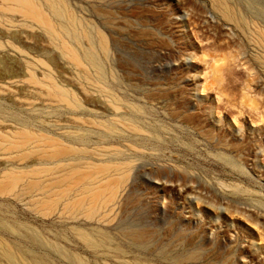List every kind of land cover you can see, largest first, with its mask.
I'll list each match as a JSON object with an SVG mask.
<instances>
[{
  "label": "rangeland",
  "instance_id": "obj_1",
  "mask_svg": "<svg viewBox=\"0 0 264 264\" xmlns=\"http://www.w3.org/2000/svg\"><path fill=\"white\" fill-rule=\"evenodd\" d=\"M35 1L61 34L0 0V240L31 264H264V0Z\"/></svg>",
  "mask_w": 264,
  "mask_h": 264
},
{
  "label": "bare ground",
  "instance_id": "obj_2",
  "mask_svg": "<svg viewBox=\"0 0 264 264\" xmlns=\"http://www.w3.org/2000/svg\"><path fill=\"white\" fill-rule=\"evenodd\" d=\"M3 1H4V3H8V4H10V6L8 7V9L10 8L11 10H9V11L14 10L15 13H16V11H17V13H19V14L21 13V15H24L25 18H26V17L33 18V19L36 21V23H39V22H40L41 24H39V25H40V26L43 25V26L47 29L48 32H49V31H52V32H56L57 35L61 34V32H59V30L56 28L57 26L54 25L55 22H54V23L52 22V21H53L52 17H50L49 14L46 13V12L43 10V7H42V6L40 7V6L38 5L39 3L37 4V2H36L35 0H3ZM59 1H60V0H59ZM220 1H221V0H220ZM45 2H46V3H47V2L49 3V1H45ZM224 2H225V1H224ZM56 3H57V2H56ZM221 3H222V2H221ZM49 4H50V3H49ZM216 4H218V3H216ZM219 5H220V4H219ZM222 5H223V4H222ZM224 5H225V4H224ZM227 5H228V4H227ZM227 5H225L226 8H225L224 10H223V9H222V10L225 11V13H226V16H227V17L225 16V18L230 19V18L232 17V14H231V11H232V10L230 11V9H228V6H227ZM58 6H59V5H58ZM48 7H49V6H48ZM48 7H47V8H48ZM218 7H219V6H218ZM51 8H54V10L56 11V13H57V14L59 13V14H61V15H62V14L64 13V11H65V10L63 11V9H60L61 7H53V6H52ZM222 8H224V7L222 6ZM5 9H7V8L5 7ZM59 10H60V11H59ZM220 10H221V9H220ZM7 11H8V10H7ZM219 12H220V11H219ZM70 14H71V12H70ZM222 14H223V13H222ZM68 15H69V14H68ZM71 15H72V14H71ZM234 15H235V13H234ZM233 17H234V16H233ZM68 18H69V16H68ZM75 18H76L75 16H74V17H73V16H70V20H71V22H72L73 24H75V27H76L77 20H75ZM65 19H66V17H65ZM65 19H64V20H65ZM228 19H227V20H228ZM234 19H235V18H234ZM35 21H34V22H35ZM37 21H38V22H37ZM60 21H61V20H60ZM231 21H232V20H231ZM233 21H234V20H233ZM56 22H57V21H56ZM71 27H72V26H71ZM72 28H73V27H72ZM72 28H71V29H72ZM46 29H45V30H46ZM60 29H61V28H60ZM62 29H63V30H67L65 24H62ZM62 29H61V30H62ZM73 29H74V28H73ZM86 29H87V28H86ZM75 30H76V29H75ZM83 30H84V29H83ZM63 32H64V31H63ZM83 33H84V31H83ZM85 33L87 34L88 37L91 38L89 32L85 31ZM56 34H55V35H56ZM62 34H63V33H62ZM80 34H81V33H80ZM80 34H79V33L73 34V35H74V36H73L74 39H76V40L79 42V44L81 43V42H80ZM99 34H100V33H99ZM66 35H67V34H66ZM60 36H62V35H60ZM85 36H86V35H85ZM99 36H100V38L98 37L99 40H100V43H99L100 45H99V46H101L102 49H103V51L106 52V50H107V41H106L105 37H104L102 34H100ZM56 37H57V36H56ZM62 37H63V36H62ZM62 37H61V39H62ZM52 38H53V37H52ZM59 38H60V37H59ZM64 39H65V38H64ZM64 39H63V40H64ZM85 39H86V38H85ZM88 39H89V38H88ZM66 41H67V40H66ZM87 42H89V41H87ZM64 43H65V41H64ZM67 43H68V42H67ZM60 44H61V43H60ZM68 44H69V43H68ZM62 45H63V44H62ZM66 45H67V44H66ZM66 45L64 44V46H66ZM69 45H70V44H69ZM67 46H68V45H67ZM67 46H66V47H67ZM88 46H89V45H88ZM62 47H63V46H62ZM89 47H90V46H89ZM89 47H85L84 50H83L84 55H85L86 58H85L83 55L80 54V50L76 49V47H74V46L71 45V47H67V48H68V51L70 52V55L72 56V59H73L77 64H83V66L86 67V66L84 65L85 63L83 62V61H84V60H83V57H84V58L86 59L85 61H86L87 63H91V64H92V67H93V68L95 67L94 69H96L97 72H98V74H99V76H101V74H102V68H101V66H100V63L98 62L97 56H95V54H94V51H93L94 49L91 47V48L93 49V50H92V49L89 48ZM66 50H67V49H66ZM102 54H103V52H102ZM67 56H68V54H67ZM68 57H69V56H68ZM73 60H72V61H73ZM74 61H73V63H74ZM77 64H76V66L78 67L79 65H77ZM87 65H88V64H87ZM83 66H82V67H83ZM80 67H81V66H80ZM84 67H83L82 69H84ZM78 68H79V67H78ZM85 69H86V68H85ZM87 70H88V69H87ZM87 72H89V71H87ZM83 74H84V73H83ZM93 74H94V73H93ZM98 74H97V75H98ZM86 75H87V74H86ZM89 75H90V74H89ZM94 75H95V74H94ZM31 76H32V75H31ZM87 76H88V75H87ZM90 76H91V75H90ZM85 77H86V76H85ZM100 78H101V77H100ZM100 78H99V79H100ZM49 80H51V79H49ZM51 81H52V80H51ZM48 82H49V81H48ZM52 82H53V81H52ZM55 83H56V82H55ZM35 84H36V83H35ZM37 84H38V83H37ZM39 85H40V84H39ZM46 87H47V86H46ZM60 87H61V86H60ZM102 87H103V86H102ZM57 89H58V88H57ZM48 90H49V89H48ZM58 90H59V89H58ZM63 90H64V89H63ZM66 90H67V88H66ZM50 91H51V90H50ZM54 91H55V90H54ZM59 91H60V90H59ZM52 92H53V91H52ZM62 92H63V91H61V93H62ZM66 93H67V92H66ZM66 93H65V94H62V95L64 96V95H66ZM48 94L51 95L50 92H49ZM58 94H59V93H58ZM67 94H68V93H67ZM54 95L56 96L55 93L53 94V96H54ZM67 96H68V95H67ZM69 96H70V95H69ZM51 97H52V95H51ZM65 97H66V96H65ZM74 97H75V96H74ZM53 98H54V97H53ZM56 98H58V97H55L54 99H56ZM60 98H61V96H60ZM62 98H64V97H62ZM66 99H67V98H65L64 100H66ZM76 99H78V98L76 97ZM58 100H59V98H58ZM59 101H60V100H59ZM67 101H69V99H68ZM64 102H66V101H64ZM72 102H73V103H77V101H75V100L73 101V99H72V101L70 102L71 104H69V105H71V107L76 108V107H74V104H72ZM67 103H68V102H67ZM116 103H117V102H116ZM72 105H73V106H72ZM114 106H115V105H114ZM118 107H119V106H118ZM76 109H77V108H76ZM78 109H79V108H78ZM117 109H118V108H117ZM119 109H120V108H119ZM137 109H138V108H137ZM120 121H121V120H120ZM127 125H129V124H127ZM127 125H126V126H127ZM134 126H135V125H134ZM134 126H133V127H134ZM20 127H21V126H20ZM127 127H129V126H127ZM135 127H136V126H135ZM138 127H139V126H138ZM138 127H137V128H138ZM129 128H132V126H130ZM140 128H141V127H140ZM132 130H133V129H132ZM139 130H141V129H139ZM21 132H22V131H21ZM24 132H26V131H24ZM24 132H23V133H24ZM17 134H18V133H17ZM33 134H34V133H33ZM52 134H53V133H52ZM1 135H2V134H1ZM14 135H16V134H14ZM23 135L25 136L26 134L24 133ZM19 136H20V135H19ZM24 136H23V137H24ZM27 136H28V134H27L25 137H27ZM31 136H33V135H31ZM45 136H46V135H45ZM47 136H48V135H47ZM49 136H50V133H49ZM49 136H48V139H49V138H52L54 135H53L52 137H49ZM55 136H56V137H55ZM55 136H54L55 139L58 138L57 135H55ZM5 137H6V136H5ZM9 137H10V136H9ZM15 137H16V136H15ZM17 137H18V136H17ZM54 137H53V139H54ZM27 138H30V137H27ZM31 138H32V137H31ZM37 139H38V137H37ZM40 139H41V138H40ZM40 139H39V140H40ZM58 139H60V138H58ZM15 140H17V139H14V140H11V141H15ZM31 140H32V139H31ZM7 141H9V139H7ZM23 141H26V140L23 139ZM42 141H43V140H42ZM51 141H52V140H51ZM57 141H60V140H57ZM57 141H56V142H57ZM62 141H63V140H62ZM0 143H1V142H0ZM17 143H18V142H17ZM21 143H22V141H20V143H19V146H20V147L23 146V145H22V146L20 145ZM41 143H42V142H41ZM13 144H14V143H13ZM23 144H24V142H23ZM53 144H54V143H52L51 145L53 146ZM61 144H63V143H60V142H59V145H61ZM4 145H5V143H4ZM4 145H3V146H4ZM26 145H27V144H26ZM28 145H29V144H28ZM39 145H40V144H39ZM39 145L37 144V146H39ZM56 145H57V144H56ZM63 145H64V144H63ZM66 145H68V144H66ZM15 146H17V145H15ZM24 146H25V145H24ZM0 147L2 148V146H0ZM7 147H8V146H7ZM9 147H11L12 149L14 148V147H12V145L9 146ZM25 147H26V146H25ZM27 147H28V146H27ZM4 148H5V147H4ZM11 148H10V150H9V149H8V150L11 151ZM15 148H16V147H15ZM76 148L79 149L77 146H76ZM42 149H43V148H42ZM49 149H50V150H54V149H51V148H49ZM56 149H57V147H56ZM62 149L64 150V148H61V151H62ZM67 149H68V150L71 149V151H72V150H73V151L75 150V149L72 148V147L67 148ZM67 149H65V151H66ZM77 149H76V150H77ZM86 149H87V148H86ZM17 150H18V149H17ZM19 150H20V149H19ZM19 150H18V151H19ZM25 150H26V149H25ZM76 150H75V152L78 151V150H77V151H76ZM79 150H80V149H79ZM82 150H83V149H82ZM14 151H15V150H14ZM22 151H23V149H22ZM44 151H45V150H44ZM55 151H56V150H55ZM65 151H64V152H65ZM73 151H72V152H73ZM34 152H35V151H34ZM42 152H43V151H42ZM62 152H63V151H62ZM62 152L59 153V157H60V155H61ZM75 152H74V154H75ZM13 153H14V152H13ZM18 153H19V152H18ZM27 153H29V152H26V154L23 153V155H27ZM38 153H40V152H38ZM55 153H56V152H55ZM55 153H54V154H55ZM85 153H86V152H85ZM29 154H30V153H29ZM29 154L27 155V157H28V156H31V155H29ZM34 154H37V152L34 153ZM54 154H53V156H54ZM70 154H71V153H69V155H70ZM77 154H78V153H77ZM17 155H18V154H17ZM47 155H48V153H47ZM50 155H52V153H50ZM66 155H67V154H66ZM75 155H76V154H75ZM56 156H57V153H56ZM56 156H54V158H55ZM62 156H64V155L62 154L61 157H62ZM18 157H22V159H23V156H21L20 154H19ZM57 157H58V156H57ZM66 157H67V156H66ZM70 157H71V156H70ZM46 158H48V157H46ZM77 158H78V157H77ZM20 159H21V158H20ZM57 159H58V158H57ZM71 159H72V158H71ZM41 160H42V159H41ZM41 160H40V161H41ZM36 161H37V160H36ZM52 161H55V160L53 159ZM56 161H57V160H56ZM56 161H55V162H56ZM72 161H73V160H72ZM85 161H86V160H85ZM48 162H49V161H48ZM55 162H54V163H55ZM70 162H71V161H69V163H70ZM75 162H76V161H75ZM49 163H50V162H49ZM79 163H80V162H79ZM81 163H82V162H81ZM97 163H98V162H97ZM33 164H34V163H33ZM50 164H51V163H50ZM57 164L59 165V163H57ZM60 164H61V162H60ZM75 164H76V163L73 162V164H71V165H73L74 167H76ZM77 164H78V163H77ZM82 164H83V163H82ZM87 164H88V163H87ZM93 164H95V163H93ZM110 164H112V163H110ZM47 165H48V164H47ZM89 165H90V163H89ZM45 166H46V165H45ZM77 166H78V165H77ZM90 166H91V165H90ZM97 166H98V165H97ZM102 166H104V165L102 164ZM111 166H112V165H111ZM119 166H120V165H119ZM48 167H50V166L48 165ZM59 167H60V165H59ZM63 167H64V169H65V167H67V166H62V168H63ZM80 167H81V166H80ZM88 167H89V166H88ZM88 167H87V169H88ZM51 168H53L52 165H51ZM51 168H50V169H51ZM54 168H55V167H54ZM62 168H61V169H62ZM68 168H69V167H68ZM68 168H67V171H68ZM83 168H84V167H83ZM100 168H101V166H100ZM100 168H99V169H100ZM106 168H107V167H106ZM115 168H116V167H115ZM128 168H129V167H128ZM45 169H46V168H45ZM45 169H44V170H45ZM57 169H59V168H57ZM61 169H60V170H61ZM69 169H70V168H69ZM71 169H72V168H71ZM71 169H70V170H71ZM73 169H74V168H73ZM75 169H76V171H77V168H75ZM85 169H86V166H85ZM87 169H86V170L81 169L80 172L83 170V171H85V173H86V172H90V173H91L92 170H90V171L88 170V171H87ZM94 169H95V168H94ZM102 169H103V168L100 169V170H101V173H103V174L105 175V173H104V172H105V171H104L105 169L103 170L104 172L102 171ZM116 169H117V168H116ZM122 169H123V168H122ZM19 170H20V169H19ZM33 170H35V169H33ZM48 170H49V168H48ZM51 170H52V169H51ZM96 170H97V169H95V172H97ZM110 170H111V169H110ZM113 170H115V169H113ZM113 170H112L111 172H113ZM11 171H12V170H11ZM49 171H50V170H49ZM53 171H54V170H53ZM67 171H66V172H67ZM73 171H74V170H73ZM78 171H79V169H78ZM108 171H109V170H108ZM122 171H123V170H122ZM25 172H26V171H25ZM41 172H42V171H41ZM55 172H56V171H55ZM57 172H58V171H57ZM114 172H115V171H114ZM116 172H117V171H116ZM126 172H127V171H126ZM126 172H125V173H126ZM5 173H6V172H5ZM15 173H16V172H15ZM22 173H23V172H22ZM22 173H21V175H22ZM32 173H33V174H36V173H34V172H30L29 174H31V176H32ZM38 173H40V171H39ZM43 173H45V172H43ZM53 173H54V172H53ZM59 173H60V172H59ZM71 173H72V174H70V175H74V178H75V179L79 178L78 176H77V178H76V177H75V174H74L73 172H71ZM121 173H122V172H121ZM3 174H4V173H3ZM49 174H50V173H49ZM49 174H48V175H49ZM51 174H52V173H51ZM60 174H61V173H60ZM66 174H67V173H66ZM113 174H115V173H113ZM117 174H119V172H118ZM8 175H9V174H8ZM18 175H19V174H18ZM18 175H17V176H18ZM21 175H19V176H21ZM53 175H54V174H53ZM53 175H52V177L56 176V175H54V176H53ZM67 175H68V174H67ZM67 175H66L65 177H67ZM70 175H69V177H70ZM80 175H81V174H80ZM109 175H110V174H109ZM109 175H108V176H109ZM111 175H112V174H111ZM10 176H11V175H10ZM10 176H8V177H10ZM19 176H18V177H19ZM22 176L26 177L27 175L23 174ZM22 176H21V178H22ZM43 176H44V175H43ZM46 176H47V175H46ZM57 176H59V175H57ZM82 176H83V175H81V177H82ZM98 176H99V175H98ZM115 176H116V175H115ZM11 177H12V176H11ZM33 177H34V175H33ZM47 177H48V176H47ZM47 177H45V178H47ZM72 177H73V176H72ZM86 177H88V176H86ZM112 177H113V176H112ZM13 178H15V177H13ZM16 178H17V177H16ZM31 178H32V177H31ZM48 178H49V177H48ZM70 178H71V177H70ZM100 178H101V176H100ZM104 178H105V177H104ZM109 178L111 179L110 176H109ZM4 179H5V178H4ZM41 179H42V177H41ZM52 179H53V178H52ZM56 179H57V178H56ZM56 179H55V180H56ZM62 179H64V177H63ZM65 179H66V178H65ZM80 179H81V178H80ZM92 179H93L94 181L96 180V179H94L93 177H92ZM102 179H103V178H102ZM107 179H108V178H107ZM107 179H106V180H107ZM112 179H114V178H112ZM120 179H121V178H119V181H120ZM122 179H124V178H122ZM8 180H10V178H9ZM21 180H22V179H21ZM34 180L36 181V179H34ZM42 180H43V179H42ZM83 180H85V179H83ZM88 180H90V178L87 179V181H88ZM100 180H101V179H100ZM103 180H105V179H103ZM116 180H118V179L116 178ZM23 181H24V180H23ZM46 181H47V180H46ZM57 181L59 182L60 180L57 179ZM64 181H66V180H63L62 182L64 183ZM94 181H93V182H94ZM119 181H118V182H119ZM121 181H123V180H121ZM121 181H120V183H121ZM14 182H16V179H15ZM38 182H39V180H38ZM69 182H71V181L69 180ZM78 182H80V181H78ZM78 182H77V183H78ZM82 182H83V181H82ZM91 182H92V181H90V183H91ZM103 182H105V181H102V184H103ZM110 182H111V180H110ZM110 182H105V184H106V183H109V185H110ZM114 182H115V179H114ZM114 182L112 181L111 183H114ZM118 182H117V183H118ZM5 183H6V184H8V183L11 184V181H9V182H5ZM28 183H29V182H28ZM28 183H26L27 188L30 187V186L33 187V186H34V183H36V182L32 181L30 184H28ZM41 183H42V182H41ZM54 183H55V182H54ZM72 183H73V182H72ZM72 183H71V186H72ZM97 183H98V182H97ZM3 184H4V183H3ZM3 184H2V185H3ZM12 184H14V183L12 182ZM12 184H11V185H12ZM27 184H28V185H27ZM43 184H44V183H43ZM45 184H46V183H45ZM50 184H51V185H54V184H52V182H50L49 185H50ZM58 184H59V183H58ZM60 184H61V183H60ZM60 184H59V185H60ZM66 184H67V183H66ZM75 184H76V183H74V185H75ZM83 184H84V183H83ZM86 184H87V182H86ZM115 184H116V183H115ZM29 185H30V186H29ZM39 185H40V184H39ZM51 185H50V188H51ZM67 185H68V184H67ZM78 185H79V184H78ZM92 185H93V184H92ZM0 186H1V185H0ZM23 186H24V185H23ZM26 186H25V187H26ZM62 186H63V185H62ZM65 186H66V185H65ZM68 186H69V185H68ZM83 186H84V185H83ZM94 186H95V187H98V186H96V184H95ZM105 186L107 187V185H105ZM110 186H111V187L114 186V188L116 187V185H110ZM117 186H118V185H117ZM25 187H23V188H25ZM43 187H44V186H43ZM43 187H42V188H43ZM60 187H61V186H60ZM63 187H64V186H63ZM80 187H82V184H81ZM86 187H88V189L90 188L89 186H86ZM92 187H93V186H92ZM106 187H105V188H106ZM3 188H6L5 185L3 186ZM40 188H41V187H40ZM103 188H104V186H103ZM103 188H102V189H103ZM108 188H109V187H108ZM108 188H107V189H108ZM14 189H15V188H14ZM32 189H34V187H33ZM37 189H39V188H37ZM48 189H49V187H48ZM56 189H57V191H58V189H60V188H56ZM75 189H78V188L76 187ZM82 189H84V188H83V187L80 188V190H82ZM88 189H87V190H88ZM91 189H92V188H91ZM99 189L101 190V188H99ZM115 189L118 190V187L115 188ZM1 190H2L4 193L6 192V191H4V190H6V189L3 190V189L1 188ZM8 190H9V189H8ZM24 190H25V189H24ZM24 190H23V192H24ZM45 190H47V187L44 188L43 191H45ZM50 190H51V189H50ZM50 190H49V191H50ZM67 190H68V189H67ZM104 190H105V189H104ZM9 191H11V190H9ZM12 191H13V189H12ZM35 191H36V190H35ZM57 191H56V192H57ZM63 191H64V190H63ZM82 191H83V190H82ZM89 191H90V190H89ZM106 191H107V190H106ZM113 191H114V190H113ZM113 191L111 190L112 195H110L111 197L109 196L110 198H108V200H109V199H110V200L112 199V196L114 195ZM0 192H1V191H0ZM16 192H18V191H16ZM19 192H20V191H19ZM21 192H22V191H21ZM21 192H20V193H21ZM27 192H28V191H27ZM56 192H54V193H56ZM64 192H65V191H64ZM66 192H67V191H66ZM92 192H93V191H92ZM92 192L90 191V192L87 193V194L89 195V194H91ZM96 192H98V191H96ZM100 192L104 194L103 190L100 191ZM111 192H110V194H111ZM8 193H9V192H8ZM20 193H18V194H20ZM83 193H84V192H83ZM83 193H82V194H83ZM101 193H100V194H101ZM105 193H106V192H105ZM0 194H2V193H0ZM24 194H25V192H24ZM32 194H33V193H32ZM44 194H45V193H44ZM48 194H49V193H47L46 195H48ZM63 194H64V193H63ZM67 194H69V192H68ZM72 194H73V193H72ZM26 195H28V193H26ZM37 195H38V194H37ZM55 195H56V194H55ZM64 195H65V194H64ZM79 195H80V193H79ZM79 195H77V196H79ZM88 195H87V196H88ZM94 195H95V193L93 194V197H94ZM98 195H99V193L96 194V196H98ZM16 196H17V194H16ZM32 196H33V195H32ZM32 196L30 195L31 198H32ZM50 196H51V195H50ZM58 196L60 197V198H58L59 200H60V199H64V196H63V195H61V196H63V198H61L60 195H58ZM72 196H74V195H72ZM83 196H84V195H83ZM89 196H90V195H89ZM89 196H88V197H89ZM91 196H92V195H91ZM23 197H24V196H23ZM33 197H34V196H33ZM38 197H39V196H38ZM38 197H36V198H38ZM43 197H44V196H43ZM47 197H48V196H47ZM70 197H71V195H70ZM80 197H81V198H80ZM80 197H79V200L84 199L83 201H85V198L82 197V195H80ZM105 197H107V196L105 195ZM105 197H104L103 199H105ZM34 198H35V197H34ZM48 198H50V197H48ZM54 198H55V197H54ZM54 198H53V199H54ZM71 198H72V197H71ZM91 198H92V197H90V199H91ZM95 198H96V197H95ZM74 199H75V197H74ZM92 199H93V198H92ZM106 199H107V198H106ZM38 200H39V199H38ZM66 200H67V199H66ZM77 200H78V199H77ZM97 200H98V198H97ZM97 200H94V201L96 202ZM99 200H100V199H99ZM44 201H45V200H44ZM48 201H49V199H48ZM50 201H51V199H50ZM54 201H55V200H53V203L58 202V201H55V202H54ZM64 201H65V200H64ZM64 201H63V202H64ZM74 201H75V200H74ZM94 201H93V202H94ZM32 202H33V201H32ZM63 202H62V203H63ZM65 202H66V201H65ZM68 202L71 203L72 200H71V201L69 200ZM68 202H66V203H68ZM95 202H94V203H95ZM44 203H45V202H44ZM66 203H65V204H66ZM70 203H68V204H70ZM73 203H75V202H73ZM97 203H98V201H97ZM97 203H96V204H97ZM41 204H42V203H41ZM47 204H48V203H47ZM47 204H46V205H47ZM65 204H64V205H65ZM71 204H72V203H71ZM81 204H82V203H81ZM81 204H80V207H81ZM86 204H87V203H86ZM86 204H85V205H86ZM98 204H99V203H98ZM36 205H37V204H36ZM36 205H35V206H36ZM38 205H39V204H38ZM42 205H43V204H42ZM48 205H50V204H48ZM55 205H56V204H55ZM77 205H78V204H77ZM77 205H76V206H77ZM83 205H84V203H83ZM83 205H82V206H83ZM70 206H72V205H70ZM74 206H75V205H74ZM76 206H75V207H76ZM86 206H88V204H87ZM86 206H85V209H86ZM99 206H100V205H99ZM41 207H42V206H41ZM41 207H40V208H41ZM43 207H44V206H43ZM46 207H47V206H46ZM46 207H45V209H46ZM48 207H49V210H50V207H51V206H48ZM54 207H55V206H54ZM54 207L52 208L53 210H54ZM56 207H58V206H56ZM80 207H79V208H80ZM90 207H91V204H90L89 208H90ZM93 207H94V206H93ZM65 208H66V207H65ZM67 208H68V207H67ZM77 208H78V207H77ZM95 208H96V207H95ZM85 209H84V213H86V212H85V211H86ZM90 209L93 210L92 207H91ZM41 210H42V209H41ZM43 210H44V208H43ZM92 210H91V213H94V212L97 211V210H96V211L92 212ZM78 211H79V209H78ZM80 212H81V211H80ZM42 213H44V212H42ZM97 213H98V211H97ZM97 213H96V214H97ZM47 214H48V213H47ZM89 214H90V213H89ZM83 215H84V214H83ZM94 215H95V214H94ZM87 216H88V215H87ZM89 216H90V215H89ZM89 216H88V217H89ZM91 216H93V214H92ZM91 218H92V217H91ZM79 229H80V228H79ZM82 230H83V229H82ZM85 232H86V230H85ZM85 232H84V231H80V235L83 237V240H85L88 244H90V245H92V246H94V245H95V246H98V244L96 243V240H91L92 236H91L90 234L85 233ZM90 236H91V238H90ZM80 238H81V237H80ZM81 239H82V238H81ZM4 241H5V240H4ZM5 242H6V241H5ZM7 243H8V241H7ZM10 244H11V243H10ZM12 248H13L12 246H10L9 244L6 246V245L0 240V256H1V257L6 258L8 261H11V262H13V263L16 262L17 264H18V263H19V264H31L30 262H28V261H26V260H24V261H20L19 258H18V256H17V253H16L15 250L12 249ZM18 253H19V252H18ZM20 255H21V254H20ZM22 259H23V258H22ZM0 264H2V263L0 262Z\"/></svg>",
  "mask_w": 264,
  "mask_h": 264
}]
</instances>
